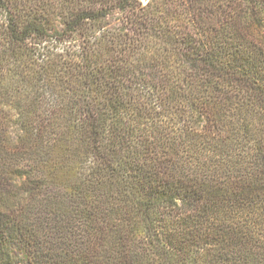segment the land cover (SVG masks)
Wrapping results in <instances>:
<instances>
[{
    "label": "trees",
    "instance_id": "16d2710c",
    "mask_svg": "<svg viewBox=\"0 0 264 264\" xmlns=\"http://www.w3.org/2000/svg\"><path fill=\"white\" fill-rule=\"evenodd\" d=\"M0 264H264V0H0Z\"/></svg>",
    "mask_w": 264,
    "mask_h": 264
}]
</instances>
